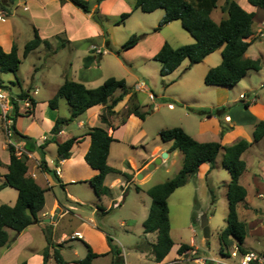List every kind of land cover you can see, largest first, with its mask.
Listing matches in <instances>:
<instances>
[{
  "label": "rangeland",
  "instance_id": "rangeland-1",
  "mask_svg": "<svg viewBox=\"0 0 264 264\" xmlns=\"http://www.w3.org/2000/svg\"><path fill=\"white\" fill-rule=\"evenodd\" d=\"M224 1L225 0H218V4H222ZM124 2H126L131 9L133 8L134 0H124ZM118 7L123 8L124 5L118 6V4H114L110 10L111 14H109L106 19L105 16H103V18L100 19V23L97 21L95 22V24L98 23L102 31V33L97 34L98 36L95 35V30H92L91 33H89V35L93 36L92 39L88 38L89 40H82L80 42L81 45L76 46L74 43H70L67 40L68 37L65 33H62L54 38L55 42L52 43L51 47L48 48L44 47V45H40L35 51H31L26 57H23L16 75L11 72H3L0 70V78L12 89L13 93L19 91L21 87L24 90H26L28 86L30 87V80L32 77H34V80L32 79L33 83L45 90V84L47 85V82L50 84L56 83L57 81V83L62 82L63 74H65V79H69L68 76L71 75L73 78L74 75L80 73L79 70L80 67L83 66L82 57L85 49H87V54L93 55L94 53L96 57H98L96 60L100 62V75H104L105 77H121L127 80V90H129L130 87L134 89L133 91H135V98L140 106V110L146 112L145 118L143 119L144 123L142 124L143 134L141 132L137 133L132 140L133 142L121 141L113 143L110 149L111 153L108 164L118 169H121V167L126 169V162L130 156L135 166L132 167V170L127 169L126 171L133 174L151 158V150L156 144H161L162 148L167 146V142L169 141H162L158 136V132L161 129L180 126L183 120V112H188L189 109H185L183 103L180 100H176L178 97H167L163 99L165 103H163V100L157 99L155 103L158 104L159 107L153 110L154 105L150 100L152 98L148 97L147 91L136 90L134 84L139 80L135 78L138 74V72H136L137 68V71L144 72V74L146 73L147 79L144 80V84L147 83L150 92L156 97H160L163 87L167 88L168 86H170L169 94L178 95L182 89V82L180 81L181 76L179 79H175L174 83H169L167 82L168 75L162 77L159 74V62L152 59L144 61L142 58H139L140 55L145 54V50L143 49V46L145 47L144 44L139 45L135 49H133V47L126 50L128 53H126L125 58L129 61L123 56L118 57L122 63H119L115 59L116 57L114 55L118 53V51H123L120 48L121 45L132 34L139 35L142 33V29H146L149 26L156 27L160 21V19H155V13H145L138 10L130 14L128 18L115 24L116 21L120 20V14L125 12V10L122 11L118 9ZM22 12L26 11H23L22 5L18 6L17 13ZM92 14L91 11L90 18H92ZM61 15L60 12V16ZM95 15H98L97 12ZM72 22L75 27L74 33L78 36L83 34L84 20L75 16L72 18ZM72 22H70L69 25H71ZM69 33L71 34V32ZM31 37L32 34L30 39ZM107 38L110 42L109 47L106 46ZM169 39L172 43H175L172 38ZM250 45L249 54H252L258 47L263 49V56L259 55L261 69L258 70L260 71L258 76L264 79V38L262 43L256 41ZM77 47H79L78 51H73ZM96 48L108 49L109 52L110 50L112 52L104 55L102 53H96ZM22 53L23 48L20 47L19 55L22 56ZM99 55H101V58ZM70 63H72L73 68L71 73L69 71ZM129 63L133 65V68L128 66ZM81 71L85 72L87 70L82 69ZM89 71V73L94 75L96 69H90ZM180 73L181 71L174 73L170 79L176 78ZM250 74L255 75L256 73L251 72ZM95 81L97 82L98 79ZM259 81L260 80H258V82ZM12 82L14 83L12 84ZM201 86H204V82H202ZM250 92L256 93L257 96L259 94L262 96L264 94V85ZM239 96L238 101L241 108L247 109V106L243 104V99ZM202 97L203 95H200L197 103L205 102L201 100ZM2 99L4 101L6 100L5 94ZM21 101L19 102L23 103ZM261 101L264 102V96ZM170 103L173 105L172 109L168 107ZM230 105L232 106L234 103ZM28 107L25 106V109L23 108V113L26 112ZM60 111L63 112V107H61ZM111 121L113 124L118 122L117 118H112ZM260 121L264 120H259L258 122ZM258 122H256V124ZM251 138L253 141V133ZM262 138L256 142L253 141L251 147L247 149L244 155L248 171L241 184L246 188L247 194L245 200L250 203L251 207L248 205V208H244L243 203H241V206L238 205L237 210L239 218L246 222L247 230L248 221L260 218L261 220L257 221L255 224L264 225V138ZM241 139L244 138H240L230 145L237 143ZM178 154L179 155L176 156L170 155L168 158H163L164 160L155 164L153 168H149L148 165L153 163L154 160L146 164L145 167L137 172L141 176L146 174L147 176L145 178H138V174H135L133 177L134 181L127 184L126 187L116 184L113 189H111L114 198L121 197L116 206L112 205L113 200H110L111 198L98 200L92 187L86 182L84 183L81 181L68 184V188L76 194H79L85 201L82 206V211L76 209L71 212H82L83 215H89L90 210L96 207L97 213L94 215L96 224L110 235L109 237L119 251V254L110 253L105 257L98 256V258L96 257L97 259L94 258L91 264H125L127 262L128 264H201L202 260L210 261L211 264H213L211 260L224 261L227 262L226 264H241L240 255L242 253L238 251L235 257L231 256V251L237 248L235 243L226 250L221 248L218 239V232L221 227L225 225V218L228 213L226 190L227 184L230 181L229 172L222 165L221 151L215 160L213 168L210 169L208 167V162L202 163L198 167L196 174L190 176L184 185L176 188L167 198L170 223L169 235L174 242V246L170 249L167 258L160 263H156L151 261L146 255L149 250L147 241L156 242L157 240V232L145 233L143 228V220L147 216L151 201L147 194V190L155 184L171 179L177 173L181 168L183 160L181 151H179ZM249 174L254 176L256 180H250ZM118 175L120 181L124 182L126 178L122 174ZM114 176L115 175L111 173L110 178ZM137 186H139L140 189L137 190ZM57 191L60 193L59 189L56 188L55 192L57 193ZM13 192L17 194L16 189L9 186L3 187L0 191V204L5 203L10 206L13 205L15 202ZM51 196L52 194L47 190L45 194L47 202H49ZM90 199H93L95 204H91ZM201 215H205L207 218V226L209 229L208 238H203V232L200 226ZM70 220L72 221L70 216H67L63 219H55L50 223H41L42 225L38 223L31 224L22 230L20 234L9 229L10 235L7 245L10 244L13 247L18 246L22 248V251L13 253V259H9L5 264H13L14 262H16V264H36L35 258L38 255H41L43 264L42 253L45 248L48 247V240L52 242L51 237L56 235L55 230H59L61 227L66 228V231L69 232L71 229H67V227L70 226L73 228V223ZM121 222L124 224H121ZM52 226H54L53 229ZM259 231L260 237L259 243H257L258 241L255 239L257 237L251 236L248 230L247 245L255 254L264 256V226ZM144 235H147V239ZM18 236L19 239H16ZM17 240H20L23 245ZM182 243H192L199 249H196L194 253L187 250L181 255H178L176 252L177 246ZM85 244H87V242L83 239H67L65 241L63 244L64 252L61 253V256L65 259L66 264L67 262L71 263L74 261L78 263V260L86 255L87 248ZM74 248L78 252L77 256L74 255ZM50 249L51 247H49L46 264H48L49 261H51V264H57L53 256V250L50 252ZM2 251L3 247H0V253ZM195 257L201 258V261H195Z\"/></svg>",
  "mask_w": 264,
  "mask_h": 264
},
{
  "label": "crops",
  "instance_id": "crops-1",
  "mask_svg": "<svg viewBox=\"0 0 264 264\" xmlns=\"http://www.w3.org/2000/svg\"><path fill=\"white\" fill-rule=\"evenodd\" d=\"M89 1L92 3L91 4L92 13L95 14L97 12L98 18L101 16L99 19L103 18V16H105L106 19L107 16L111 14L110 10L112 9L111 7L114 4H118V6L124 5L123 8L118 7V9L122 11L125 10V12L130 11L131 14L134 13L135 11L140 10L139 8H134V6L131 9V7L126 2H124V0H103L98 7L94 3V0H89ZM234 1L237 2L244 10L254 13L252 34L249 36L248 40L252 39L251 44L256 41L262 43L264 38V10L260 7L250 4L248 0H234ZM225 2L226 0L222 4H218L217 1L216 7L211 11L210 16L215 22H219L220 20L227 18V12L225 9H223V7L225 6ZM21 5L23 11H26L22 13L25 14L17 13V7ZM96 8L97 11L94 12ZM60 12L62 14L61 16H60ZM145 13H155V19L161 20V18L164 15V10L162 8H157L152 12H145ZM90 14L91 13H84L79 8L72 5L69 1H65L64 3H61L59 0H15V2L13 3L10 9V13L7 16H5L3 19H0V46L5 52H9L12 46L15 44L17 46L18 56L20 59H22L24 56L23 53L22 56L19 55L20 47L24 48L25 43L34 37L35 32L39 35V37L42 40H46L49 43L47 46L41 44L44 45V47H48V48L51 47L52 43L55 42L54 38L56 36L58 37L62 33L66 34V36L68 37L67 40L70 43H74V45L76 46L81 45L80 42L82 40L92 39L93 36L89 35V33H91L92 30H95L96 32L95 35L102 33V31L100 30V26H98V23L95 24L96 20H94L93 14H92V18H90L91 17ZM75 16H77V18L80 17L81 19L84 20V24H83L84 33L81 34L80 36L74 33L75 27L73 26L72 18H74ZM70 22H72L71 25H69ZM153 28L155 27L149 26L146 29H142L141 34L144 33L145 35L139 40V42L133 48L135 49L139 45H143V44L145 45V47L143 46V49L145 50V54L139 56V58H142L144 61L151 60L165 41L168 42L172 47H178L182 44H187L194 41L193 37L182 27L181 21L179 20H173L163 25L158 31H152ZM69 32H71V34ZM261 33H263L262 36H260ZM31 34L32 37L30 39ZM169 38H172V40L175 43H172V41H170ZM250 48L251 45L248 47L247 51L245 52V57L248 58L250 57L252 59H255V58H259V55L263 56L262 54L263 49L261 47H258L255 51H253L252 54H249ZM78 49L79 47H77L73 51L76 50L78 51ZM86 50L87 49H85L82 58L88 55ZM221 51H222V47L211 52L210 54L205 56L201 62L194 64L190 67L188 66L189 64L188 59H185L173 72L168 74L167 82L169 83L171 82L174 83L175 79H179V77L181 76L180 81L182 82L181 83L182 89L178 95L169 94L170 86H168L167 88L163 87V91L160 97L158 96L156 97L154 94L150 92L147 83L144 84V80L147 79L146 73L144 74V72L137 71L138 68L136 69V72H138V74L135 76V78L139 80L134 84V87L138 91L139 90L147 91L148 97H150L149 95L153 96V99H150L154 105L153 110H156L159 107L158 104L155 103L157 99L163 100L164 98L167 97H171V98L178 97V99L176 100H180L183 103V107L185 109H189L190 111H192L190 112L188 110V112H183L182 114L183 120L180 123V127H182L194 139L200 142L217 141L223 146L230 145L240 138H244L248 142H251L252 141L251 135L255 129L256 122H258L259 120H264V102L261 101L264 94L262 96H260L259 94L258 99L252 103H248L243 100V104H248L246 105L247 109L241 108L238 101V96L245 92L251 93L250 91L255 90V88H260L261 86L264 85V79L258 76L260 71L251 70L247 72V75L243 79H241L239 82H237L235 85L232 86H216V85H205V84L204 86H201L202 82H204V76L206 72L211 67L220 64L222 60ZM110 52L112 51L110 50ZM110 52L108 50V53ZM126 53H128L126 52V50L120 52L118 51V53L114 55L116 57L115 59L119 63H122L118 57L123 56L125 58ZM92 56L95 57L96 59L98 58L94 53ZM96 59L91 61L87 67H84V65L80 67L79 70L80 73L74 75L73 78L71 75L68 76L69 80L81 82L87 88H94L100 85L107 77H105L104 75L102 76L100 75L101 73V69L99 67L100 62H98ZM128 66L133 68V65L131 63H129ZM69 68H70L69 71L71 73L73 69L72 63H70ZM82 69L87 71L82 72L81 71ZM90 69H96V72L94 73L95 76L89 73ZM178 71H181V73L176 78L170 79L171 76ZM251 72H254L256 74L251 75L250 74ZM62 76H63L62 77L63 81L60 83H57L58 81L56 83H51V84L47 82V85L44 83L46 86L45 90H43L40 86L35 85V83H33L34 77L31 78L30 80L31 90L29 94L36 101L35 106H32V112H33L32 114L28 115L27 113H23L25 109L24 108L25 104L18 102V111L20 115L16 116L14 120L12 119L14 128L17 132L32 138L36 142L37 146L43 143L44 140L50 139L52 137L51 129L57 118H68L70 116L71 108L67 104L65 99L62 98L59 100L57 108H51L49 107L48 104L49 99L56 93L58 88L64 82L65 74H63ZM97 79L98 81L96 82L95 80ZM0 80L2 79L0 78ZM258 80L260 81L258 82ZM125 82H126V86H128L127 80H125ZM22 90H24L22 89V87L16 93H13L10 87L8 90H4V91L0 90L5 94L6 97L5 101L2 98H0V125H2L3 123V110H2L3 108L1 104L4 103L7 104V111L8 113L12 114L13 113L12 105L11 103L9 105L8 99H10V95L15 96L16 94L20 93ZM133 90L134 89L132 87L129 88L128 93L114 107L115 111L120 113L125 109L129 97L132 94ZM200 95H203L201 100H203V102L205 101L204 103H197ZM163 103H165L164 100ZM231 103H234V105L231 106L230 105ZM61 107H63V112L60 111ZM168 107L172 109L173 105L170 103L168 104ZM216 109L221 110L219 114L199 115L198 113L201 110L215 111ZM103 110H104V105L101 104L94 105L92 107H89L85 111V113L75 118L74 120L70 121L68 124L62 125L61 131H59V133L55 135V141L63 142L68 138H72V137L75 138V142L71 147V155L69 158L67 159L60 158L61 156L57 153V144L55 142L48 143L43 148V150L36 149L33 152L30 153L27 152L29 158L27 160L26 175L32 177L36 181V183H38L42 188L45 189L44 205L37 214L39 220L37 223L39 225H42L41 223L48 222L47 219H52L54 216L56 217L55 219L57 220L63 219L67 216H70V219H72V221L71 220L70 221L73 223V228L70 226L67 227V229H71L69 232L66 231V228L61 227L59 230H55L56 235L51 237L52 242L56 244V246L61 244V246H59L60 253L64 252L63 244L67 239L69 240L83 239L87 242V244H89L93 252L98 254L103 253L104 254L102 255L103 257L110 254L109 252L110 247L106 240V237L110 235L106 231H104V229L100 228L94 220V215H96L97 213L96 207H93L90 210L89 215L87 214L83 215L82 212L80 213L71 212L76 209L78 211H82V206L84 205L85 201L79 194H76L74 191L69 189L68 184L72 182H81V181H83L84 183L85 182L88 183L87 180L90 179L93 175L97 174L98 172L96 169L90 167L84 159V155L90 145V136L87 134L88 128L93 126H103L107 130L108 134L112 135V137L116 139V141L111 142L110 144V149H111V145L113 143H117L121 141L133 142L132 140L134 139L137 133L141 132L143 134L142 124L144 123V120L134 114H130L122 125L113 129L112 127L105 125L101 122L100 115L102 114ZM110 122L111 124H113L112 121ZM223 128H226V130ZM1 129L2 128H0V159L3 163V166L1 167L0 172L1 174H5L7 172L6 166L10 161V154L7 149V145L4 142ZM24 144L25 142L20 143V147L23 149H25ZM171 144H172L171 141L167 142V146L165 148H162L161 144H156L154 148L151 150V154H150L152 155L151 158L148 159L144 163V165L138 168L136 172L133 174L126 171L127 169L132 170V167L135 166L134 161L129 156L126 162L127 165L126 169L124 167H121V169L119 170L130 174L131 175L130 178L125 179V181L123 182L120 181L118 174H114L115 176L112 178H110L111 174H108L104 179V184L108 186L110 190L113 189V187L116 184H120L126 187L127 184L134 181L133 177L135 174H138L137 173L138 171H140L143 167H145L146 164H148L155 158L159 157L162 152H167V156L165 158H168L170 155L172 156L179 155L178 154L180 151L179 149H174L170 151L169 148ZM110 149H109V155L107 157V163L111 153ZM245 152L242 154L243 159ZM42 158L45 159L46 165L50 169L49 172L43 171L40 168V161ZM162 160L164 159L162 158L161 162ZM208 167L210 168V164L208 165ZM56 168H59L60 170L57 176H55ZM247 171L248 170L246 163V170L242 173L239 179L240 183L243 181ZM146 176L147 175L145 174L142 176V178H145ZM249 179L252 181L256 180L255 177L252 176L251 174H249ZM0 180L4 181V177H1ZM137 187L139 188V186ZM56 188L59 189L60 193H58V191L57 193L55 192ZM47 190L50 191V193L52 194L49 202H47L45 197ZM17 195L18 192L17 194L13 192L15 201L17 199ZM104 198H111L110 200H113L112 201L113 206H116L118 204V201L121 199V197L114 198L112 191L109 196L103 195L100 198V200ZM90 203L95 204L93 199H90ZM242 203L244 205V208H248V205L249 207H251L250 203L245 199ZM239 205L241 206V203ZM259 220L261 219L259 218L257 220L247 222L250 235L257 237L255 238L258 241L257 243H259V237H260L259 230H261V228H263L264 226V225L255 224ZM50 222L51 220L48 223ZM121 224L124 223L121 222ZM53 227L54 226H52V229ZM248 230H247V236L245 237L242 246L248 252L254 253L252 249L247 245V238L249 235ZM9 231H10L9 228H7L8 235H10ZM144 237L147 239V235H144ZM16 239H19V236ZM17 241L21 245H23V243H21L20 240ZM147 243L149 244V250L147 251L146 255L150 258L151 261L156 262L154 260V254L152 253L150 248V246L155 242L148 240ZM179 245L177 246V250ZM188 245L192 247L191 250H188L191 251L192 253H194L196 249H199L192 243ZM173 246H174V242L172 247ZM0 247H3V251L0 253V264H5L9 259H13L12 257L13 253L15 252L19 253L22 251V248L18 246L13 247L10 244L3 245ZM52 250L53 249L51 247L50 252H52ZM177 254L181 255L182 253L179 254L177 252ZM74 255L75 256L78 255V252L75 248H74ZM167 255L162 259V261H164L167 258ZM35 260H36V264H42L41 255H38L35 258ZM194 260L201 261V258L195 257ZM93 261L94 259L92 260V262ZM211 262L213 264L227 263L219 260H211ZM156 263H160V262H156ZM13 264H16V262H14ZM48 264H51V261H49ZM67 264H78V263L74 261L71 263L67 262ZM125 264H128V262ZM201 264H206V261L202 260Z\"/></svg>",
  "mask_w": 264,
  "mask_h": 264
},
{
  "label": "trees",
  "instance_id": "trees-1",
  "mask_svg": "<svg viewBox=\"0 0 264 264\" xmlns=\"http://www.w3.org/2000/svg\"><path fill=\"white\" fill-rule=\"evenodd\" d=\"M61 3L69 1L72 5L79 8L84 13H91V2L89 0H59ZM103 0H94L98 7ZM218 0H135L134 8H139L143 12H152L157 8L164 10V15L158 25L152 31H158L163 25L173 21H181L182 27L193 37L194 41L182 44L178 47H172L168 42H164L161 48L153 56V60L160 63V76H165L173 72L185 59H188V66L197 64L203 60L205 56L222 47L220 64L211 67L204 76V84L216 86H232L239 82L248 71H258L261 69L260 58L245 57V52L250 46L252 39L248 40L252 34L253 12L244 10L234 0H226L223 9L227 12V18L215 22L211 16V11L216 7ZM250 4L260 7L264 10V0H248ZM15 0H0V11L5 12V16L10 13V9ZM97 11V8L94 12ZM131 12H123L120 14V20L126 19ZM145 34H132L122 45L121 50H129L133 48ZM47 46L49 43L42 40L35 32L34 37L27 41L23 48V56L35 50L39 45ZM106 46H110L108 38ZM101 56V55H99ZM101 58V57H100ZM96 59L91 54L83 58V65L87 67L91 61ZM21 59L17 53V46L14 44L9 52H5L0 46V70L3 72H11L16 75ZM14 83V82H13ZM9 86L0 80V90H8ZM31 87L21 91L15 96L10 95V103L12 105L13 120L20 115L18 111V102L20 100L29 99L30 106L26 109L28 115L32 114V106L36 101L30 96ZM128 93L124 78H116L109 76L94 88H87L78 81L65 79L56 93L49 99L48 104L51 108H57L60 99H65L71 108L68 118H57L52 129V137L46 139L40 145L27 135L17 132L12 125L15 138H22L25 141L24 148L30 153L36 149L43 148L50 142H56L57 153L62 159H67L71 155V147L75 142V138H68L63 142L55 141V135L62 129L63 124L79 117L85 111L94 105H104V110L100 115L103 124L113 129L122 125L130 114H134L141 119L145 118L146 112L140 110V106L136 101L135 93L129 97L127 105L122 112L114 110L116 104L123 99ZM248 105V104H245ZM221 110H201L199 114H219ZM117 118L116 124H111V119ZM226 129V128H223ZM87 134L90 136V145L84 155L86 163L96 169L97 174L93 175L87 182L92 187L98 200L103 195L109 196L111 190L104 184V179L108 174H122L126 179L130 178V174L110 166L107 163L110 144L116 141L112 135L108 134L103 126H93L88 128ZM158 136L162 141H171L170 151L179 149L183 154V162L181 168L169 180L155 184L147 190V194L151 199L149 212L143 221L144 232H157V240L151 245V251L154 254V260L161 262L162 259L170 251L173 241L170 238V223L168 217L167 198L178 187L184 185L190 176L196 174L198 167L208 162L210 168L214 167L215 160L222 152V165L228 170L230 181L227 184V208L228 213L225 218V225L218 232V239L222 249L228 250L234 243L241 253L248 252L242 243L247 236L246 222L239 218L238 205L242 203L246 197V188L240 183V176L246 169V162L242 158V154L251 146L252 142H256L264 137V121L256 124L253 131V141L248 142L245 139L239 140L237 143L229 146H223L217 141L200 142L189 135L182 127L174 126L161 129ZM10 154V161L6 166L7 172L1 174L0 179L4 177V181L0 180V189L3 187L15 188L18 192L17 199L13 205L0 204V246L7 245L9 235L7 228L12 229L16 233H20L23 229L31 224L37 223L38 212L44 205V192L36 181L26 175L28 154L22 156L15 154L14 147L7 145ZM3 163L0 159V169ZM40 168L43 171H50L46 165L44 158L40 161ZM55 173V172H54ZM57 176V174H55ZM138 190L139 188L136 187ZM246 207V206H245ZM107 243L110 247L109 252L119 254V251L112 239L107 236ZM86 255L78 260V264H91L92 260L103 253H95L89 245ZM60 245H55L48 240V247L43 251V264H46L49 247L53 248V256L57 264H66L59 249ZM192 247L186 243L179 245L177 252L183 253L185 250H191ZM206 264H211L206 261Z\"/></svg>",
  "mask_w": 264,
  "mask_h": 264
},
{
  "label": "built area",
  "instance_id": "built-area-1",
  "mask_svg": "<svg viewBox=\"0 0 264 264\" xmlns=\"http://www.w3.org/2000/svg\"><path fill=\"white\" fill-rule=\"evenodd\" d=\"M4 17H5V12L0 11V19H3ZM262 35H263V33L260 34V36H262ZM95 52L106 54V53H108V50L96 48ZM2 91H0V98L4 97V94H2L3 93ZM150 97L153 99L152 95H150ZM239 97L248 103L255 102L258 99L257 94L254 92L253 93H242V94H240ZM8 100H9V105H10V99H8ZM21 102H23L26 107L30 106L28 99L22 100ZM1 105L3 108L2 109L3 110V123H2V125H0V128H2L1 131H2V135H3V139H4L5 144L13 146L14 150H15V154L17 156H22V154H24V153L27 154V151L20 147V143H22V142L24 143L25 141L21 138H15L14 137V132L11 129L12 125H13V120H12L13 116H12V114L8 113L7 104L4 103ZM59 171H60L59 168H56V174H59ZM237 249L238 248L231 251L232 257L236 256L237 252L239 251ZM240 262H241V264H264V256H260L258 254L252 253V252H246V253H242L240 255Z\"/></svg>",
  "mask_w": 264,
  "mask_h": 264
},
{
  "label": "water",
  "instance_id": "water-1",
  "mask_svg": "<svg viewBox=\"0 0 264 264\" xmlns=\"http://www.w3.org/2000/svg\"><path fill=\"white\" fill-rule=\"evenodd\" d=\"M93 18L100 23V19L98 18L97 15H93ZM167 156V152H162V154L155 158L153 163H150L148 165L149 168H153L155 166V164L157 163H160L161 162V158H165ZM60 157V156H59ZM61 158V157H60ZM142 176L138 174V178H141ZM55 216L52 218V219H47V221L49 222L50 220L51 221H54L55 220ZM200 226L202 228V232H203V238H208L209 237V229H208V226H207V218L205 215H201L200 216Z\"/></svg>",
  "mask_w": 264,
  "mask_h": 264
}]
</instances>
